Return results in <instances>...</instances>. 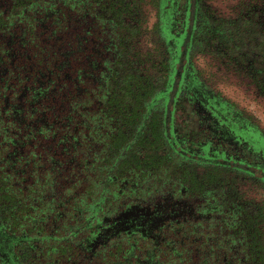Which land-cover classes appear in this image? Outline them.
<instances>
[{"label": "flooded vegetation", "instance_id": "af4514ba", "mask_svg": "<svg viewBox=\"0 0 264 264\" xmlns=\"http://www.w3.org/2000/svg\"><path fill=\"white\" fill-rule=\"evenodd\" d=\"M154 1L158 56L142 14L3 8L0 171L85 180L87 244L119 247L113 264H264V130L194 64L221 44L205 0ZM242 14L264 26V0Z\"/></svg>", "mask_w": 264, "mask_h": 264}, {"label": "trees", "instance_id": "16d2710c", "mask_svg": "<svg viewBox=\"0 0 264 264\" xmlns=\"http://www.w3.org/2000/svg\"><path fill=\"white\" fill-rule=\"evenodd\" d=\"M0 1L3 4L0 12L5 7L9 15L42 12L53 19L57 9L69 8L75 0ZM77 1H82L80 6L87 7L93 15L106 17L114 24H124L127 18L133 22L142 14L140 0ZM255 1L242 0L232 15L211 9L216 18L211 25L205 21L203 32L204 35L212 33L221 43L219 47L209 48L206 42L205 52H210L225 69L247 79L264 95V26L259 22L254 27L251 20L244 21L242 14ZM50 13L53 14L50 16ZM234 55L240 57L237 59ZM162 134L158 126L156 138ZM3 169L0 171V264H113L118 258L119 247L99 245L91 250L87 244V197L94 192L88 189L78 192L75 188L76 183L85 180L67 186L66 179L72 177L65 174L56 178L46 173L39 177L14 178L6 176Z\"/></svg>", "mask_w": 264, "mask_h": 264}, {"label": "rangeland", "instance_id": "374dc122", "mask_svg": "<svg viewBox=\"0 0 264 264\" xmlns=\"http://www.w3.org/2000/svg\"><path fill=\"white\" fill-rule=\"evenodd\" d=\"M242 1V0H241ZM240 0H205L206 5L226 15H232ZM142 6V32L140 49L144 53L159 55V45L155 35L154 0H140ZM199 72L219 94L244 111L264 130V95L258 92L247 79L225 69L208 53H199L193 58Z\"/></svg>", "mask_w": 264, "mask_h": 264}]
</instances>
